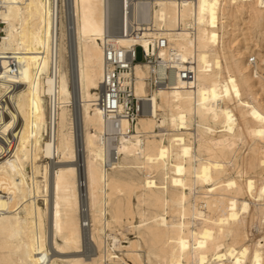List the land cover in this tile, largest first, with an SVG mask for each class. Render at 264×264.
Segmentation results:
<instances>
[{
    "label": "bare ground",
    "instance_id": "bare-ground-1",
    "mask_svg": "<svg viewBox=\"0 0 264 264\" xmlns=\"http://www.w3.org/2000/svg\"><path fill=\"white\" fill-rule=\"evenodd\" d=\"M134 7L144 37L117 44L150 54L165 37L175 77L152 89L138 62L150 111L115 128L98 104L106 0H0V264H264L247 231L264 219V0Z\"/></svg>",
    "mask_w": 264,
    "mask_h": 264
},
{
    "label": "built area",
    "instance_id": "built-area-1",
    "mask_svg": "<svg viewBox=\"0 0 264 264\" xmlns=\"http://www.w3.org/2000/svg\"><path fill=\"white\" fill-rule=\"evenodd\" d=\"M179 1L182 2V0ZM138 2H143V0H106L108 29L106 36L101 41L105 53V63L98 104L107 120L115 128H118L120 122L124 120L133 126L138 119L148 115L150 111V106H147L135 96L134 68L138 62L147 63L150 66V77H152L150 85L152 89L171 88L172 77H175L169 67H160V61L157 60L154 53V51L157 52L168 46L165 37L152 40L150 54L141 45L124 49L117 44L116 39L122 36L134 40L143 39L148 25L138 21L142 16V12L139 11L138 13L134 7ZM1 28H4V25L0 23V35H3L4 32ZM179 29H183L182 24ZM138 49L142 50V61H138ZM2 60L0 57V73L4 72ZM6 60H9L10 63L8 66L9 73L11 75L17 74L18 65L13 59ZM190 67H194V64H190ZM161 70H164L163 73ZM179 73L180 75H176V77H180L193 90L196 80L194 70H183ZM7 100L8 94L0 98V114L4 111L3 107L7 105Z\"/></svg>",
    "mask_w": 264,
    "mask_h": 264
},
{
    "label": "rangeland",
    "instance_id": "rangeland-1",
    "mask_svg": "<svg viewBox=\"0 0 264 264\" xmlns=\"http://www.w3.org/2000/svg\"><path fill=\"white\" fill-rule=\"evenodd\" d=\"M240 27L244 28V32L247 33V36H251V38H252V36L253 37L256 36V33L252 34L251 30L249 29V26L242 24V25H240ZM240 39H242V37H240ZM137 58H138V61H142L143 60V55H142V50L141 49L137 50ZM65 68L67 69V66H65ZM248 148H249L248 146H245V148L242 151V154L244 155L245 158H248ZM44 161L45 160H42L43 163H44ZM234 168H236V164L235 163H234ZM234 168L230 167L231 171L228 173L229 176H233V175L235 177L237 176L235 174L236 170ZM149 173L150 172H148L147 170L138 172L139 176L142 179H146L149 176ZM249 176L256 177V178L259 179V178H261L263 176V171L262 170H258L257 174H254L253 172H250L248 177ZM133 203L135 204V206L137 205L136 198H133ZM136 220H139V218L137 217ZM247 231L249 233V239H248L249 244H252V243H255V242L259 241L261 237H264V219L261 220V221H255L253 225L250 224L248 226V230ZM126 238L127 239L122 240L124 245H127L129 240H133V241L136 240L137 239V235L135 234L134 231H133V233L129 232V233H126ZM85 249L89 251V247L86 246Z\"/></svg>",
    "mask_w": 264,
    "mask_h": 264
}]
</instances>
